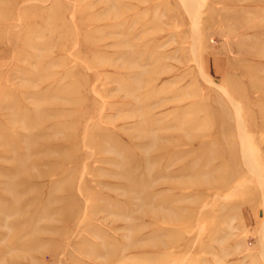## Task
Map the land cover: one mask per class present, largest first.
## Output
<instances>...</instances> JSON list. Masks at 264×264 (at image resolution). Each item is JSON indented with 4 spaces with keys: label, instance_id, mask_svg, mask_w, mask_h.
<instances>
[{
    "label": "rangeland",
    "instance_id": "1",
    "mask_svg": "<svg viewBox=\"0 0 264 264\" xmlns=\"http://www.w3.org/2000/svg\"><path fill=\"white\" fill-rule=\"evenodd\" d=\"M263 125L264 0H0V264H264Z\"/></svg>",
    "mask_w": 264,
    "mask_h": 264
},
{
    "label": "bare ground",
    "instance_id": "2",
    "mask_svg": "<svg viewBox=\"0 0 264 264\" xmlns=\"http://www.w3.org/2000/svg\"><path fill=\"white\" fill-rule=\"evenodd\" d=\"M29 3H30V2H29ZM111 45H112V44H111ZM195 57H196V56H195ZM106 69H107V68H106ZM231 99H232V98H231ZM237 104H238V103H237ZM236 109H237V108H236ZM240 110H241V108H240ZM239 116H240V115H239ZM241 119H242V118H241ZM241 126H242V125H241ZM241 126H240V127H241ZM87 127H88V125H87ZM238 127H239V126H238ZM242 127H243V126H242ZM242 127H241V128H242ZM263 127H264V125H263L261 128H263ZM85 130H86V129H85ZM244 134H245V133H243V135H244ZM240 137H241V139H244V138H245V137L242 138V134L240 135ZM245 140H246V139H245ZM245 140H244V141H245ZM247 148H248V147H247ZM88 150H89V149H88ZM242 150H243V149H242ZM91 157H92V156H91ZM242 157H243V156H242ZM246 157H248V156L246 155ZM248 158H249V157H248ZM248 158H246V159H248ZM250 160H251V159H250ZM247 162H248V160H247ZM168 226H169V225H168ZM163 242H165V241H163Z\"/></svg>",
    "mask_w": 264,
    "mask_h": 264
}]
</instances>
